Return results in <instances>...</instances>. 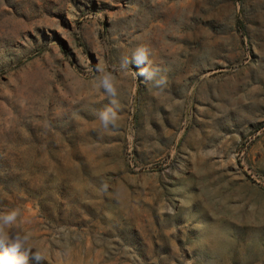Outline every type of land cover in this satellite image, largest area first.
<instances>
[{"label": "rangeland", "instance_id": "obj_1", "mask_svg": "<svg viewBox=\"0 0 264 264\" xmlns=\"http://www.w3.org/2000/svg\"><path fill=\"white\" fill-rule=\"evenodd\" d=\"M11 209L28 264H264V0H0Z\"/></svg>", "mask_w": 264, "mask_h": 264}, {"label": "clouds", "instance_id": "obj_2", "mask_svg": "<svg viewBox=\"0 0 264 264\" xmlns=\"http://www.w3.org/2000/svg\"><path fill=\"white\" fill-rule=\"evenodd\" d=\"M148 55V49L140 46L134 53L133 59L137 64L145 63L148 61ZM100 71L102 74L99 77L98 86L102 87L107 95L112 98L111 104L117 106L116 109L105 108L97 115L100 125L108 129L109 126H118L117 109H119V102L114 99L117 95L115 77L103 69ZM143 74L146 75V78H150L147 70ZM19 216L20 211L18 209L0 212V264H28L29 253L32 251L30 245L32 234L21 228ZM31 258L37 262L43 259L39 252L32 253Z\"/></svg>", "mask_w": 264, "mask_h": 264}]
</instances>
